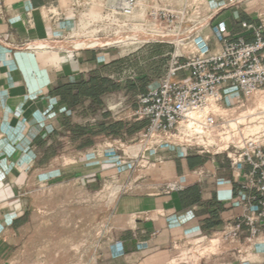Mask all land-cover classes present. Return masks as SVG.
<instances>
[{
    "label": "crops",
    "instance_id": "crops-1",
    "mask_svg": "<svg viewBox=\"0 0 264 264\" xmlns=\"http://www.w3.org/2000/svg\"><path fill=\"white\" fill-rule=\"evenodd\" d=\"M56 1L67 2L0 0V264L28 233L26 185L32 177L43 186L74 182L96 191L109 176L123 179L109 205L113 240L121 242L122 254L115 256L108 244L98 264H166L175 254L172 243L211 237L244 214L246 194L236 190L224 153L163 145L147 150L145 159L130 168L121 163L124 154L98 148L99 141L137 138L146 122L113 117L109 98L122 90L107 74L114 58L105 49L38 53L22 46L50 35L37 12ZM238 4L230 0L216 9L209 23L216 40L243 34L242 21L264 20V5ZM28 15L34 25H28ZM93 116H99L97 123L91 122ZM65 157L72 160L64 162ZM142 162L149 164L147 174L136 173L142 181L131 186ZM170 184L176 188L168 189ZM253 250L254 260L239 264H264V244L256 243ZM207 264L238 261L225 252Z\"/></svg>",
    "mask_w": 264,
    "mask_h": 264
},
{
    "label": "rangeland",
    "instance_id": "rangeland-1",
    "mask_svg": "<svg viewBox=\"0 0 264 264\" xmlns=\"http://www.w3.org/2000/svg\"><path fill=\"white\" fill-rule=\"evenodd\" d=\"M102 1L93 0L97 5H100ZM137 1L134 16L127 19L128 26L123 29L140 25L143 28L153 27L163 33L172 31L178 35L177 38L164 42L140 41L141 43L127 42L121 43V45L97 47L105 49L114 58L109 63L110 67H108L107 74L112 77L111 80L119 84L122 91L109 98V107L114 118H124L125 120L134 118L133 112L136 108L137 96L157 86L160 78L166 72L171 54L185 58L195 53L216 49L219 41L214 37L209 24L212 19L211 16L218 7L227 4L230 0ZM238 1V5L241 6L251 3H255L257 7L264 5V0ZM152 4L158 9L156 16L146 14L147 8ZM37 14L43 22L45 30H49L50 35L23 42L22 46H26L27 50L38 53H45L49 50H68L66 48L52 49V47L47 46L38 48L36 45L28 47L27 44L41 40L81 37L76 32L73 18L53 22L49 19L46 8L39 9ZM31 18L27 19L28 25H34L33 20L30 21ZM57 28L60 31L52 32ZM17 47H21V45ZM258 91H262L264 94V88ZM258 99L254 95L245 99L235 91L228 93L221 104L225 111L219 109L218 112L223 116L226 123L233 122L231 121L233 119H236L238 123L236 126H231L230 129L226 126L225 131L220 135L222 141L219 142L214 132H205L206 141L203 144L205 148L211 152L222 150L220 147L223 146L224 141H230L232 134L237 136L236 131L241 136L243 134L258 137L264 142V103L261 104V100ZM241 103L242 105L237 107ZM93 119L91 122L97 123L99 116H93ZM166 139L164 138L163 141ZM203 139L195 138L187 143L191 144L192 149L201 148ZM173 142L174 144L169 142L163 144L189 148L186 147V142L185 144L179 142L180 145H176L178 139H174ZM101 143V141L98 142L100 150L124 154L125 156L136 155L139 148L143 146L138 136L127 142L117 140L115 143L107 141L103 145ZM151 145L152 142L148 143L147 147ZM65 158L67 159H63L64 162L72 160L71 157ZM141 164L144 165L143 168L137 167L134 170L131 186L142 181L141 178H136V173L147 174L149 164L145 162ZM126 169L123 168L122 171ZM122 180L115 176L104 177L98 183L100 185H98V190L86 191L74 182L43 186V183L32 177L26 185V189L29 190L30 202L28 233L14 247L12 256L3 258L1 264H98L100 251L114 242L113 235L116 225L113 219L111 221L109 205L119 188L123 187ZM212 238L215 240H209ZM185 242L186 239L172 243L171 248L175 250V254L168 258L166 264H182L185 261L188 264L198 263L195 256L182 252L188 249H208V254L236 250L239 251L235 254L238 264L251 262L255 258L254 250L248 244L236 243V241L231 240L224 241L219 238V235L208 237L199 244H196V240L189 241V244ZM207 260L212 262V258Z\"/></svg>",
    "mask_w": 264,
    "mask_h": 264
},
{
    "label": "built area",
    "instance_id": "built-area-1",
    "mask_svg": "<svg viewBox=\"0 0 264 264\" xmlns=\"http://www.w3.org/2000/svg\"><path fill=\"white\" fill-rule=\"evenodd\" d=\"M137 4V0H103L100 5L93 0H67L65 6L56 1L43 8L53 22L73 18L80 38H87L104 37L123 30L128 26L127 19L134 16ZM146 14L156 16L158 9L152 4ZM240 25L244 29L243 34L222 38L215 50L185 58L170 55L166 73L157 86L137 96L133 115L136 120L146 122L138 136L143 146L136 155H126L121 159L122 165L134 168L145 159L147 150H156L166 142L174 144V139H178L176 145H180L179 142L185 144L191 139L204 138L201 148L195 149L211 152L203 145L205 132H214L219 142L226 126L229 129L236 126V119L226 123L218 112L226 95L235 91L246 99L264 88V20L256 25L242 21ZM246 35H251L252 39L247 40ZM235 134L237 136L232 134L230 141H224L220 147L222 150L213 153L226 155L236 179V190L246 194V212L227 222L213 237L219 235L224 241L248 244L253 249L256 243L264 244V142L258 137L241 136L238 131ZM164 138L167 139L163 141ZM150 142L152 145L147 147ZM185 145L191 148V144ZM167 188L175 189L176 186L170 184ZM241 235L243 240H240ZM207 238L201 236L191 240L199 244ZM191 240L185 243L189 244ZM111 245L115 256L122 254L120 241L116 240ZM182 252L195 256L198 259L196 264H207L211 262L208 258H219L225 252L232 253L237 260L235 254L239 251L208 254V249H188Z\"/></svg>",
    "mask_w": 264,
    "mask_h": 264
},
{
    "label": "bare ground",
    "instance_id": "bare-ground-1",
    "mask_svg": "<svg viewBox=\"0 0 264 264\" xmlns=\"http://www.w3.org/2000/svg\"><path fill=\"white\" fill-rule=\"evenodd\" d=\"M109 1L115 2L116 0H109ZM207 22H208V20H207ZM177 35L178 34H174V32L172 33V31L163 33V32H160L158 30H155L153 27L143 28L140 25H134L132 28L119 30L114 34L107 35L104 37H95V36H90L87 38L68 37V38H65L62 40H50V41L41 40V41H36L35 43H29V44H27V46L30 47L32 45H36L38 48H43V47L47 46V47H52V48L53 47L54 48H66L68 50H73V49H78V48L90 49V48H97V47L121 45V43L125 44L127 42H129V43H134V42L137 43L140 41L164 42V41H167L169 39L177 38ZM261 92L256 91L255 93H253V95L256 98H259L258 100L259 101L261 100L260 102L262 104V103H264V94H263V92L262 93ZM218 108L221 109V111L224 109L223 107H218ZM224 111H225V109H224ZM131 155H134V154H131Z\"/></svg>",
    "mask_w": 264,
    "mask_h": 264
}]
</instances>
